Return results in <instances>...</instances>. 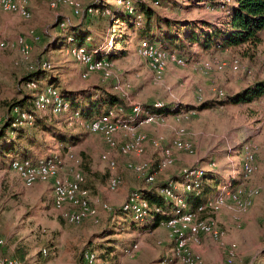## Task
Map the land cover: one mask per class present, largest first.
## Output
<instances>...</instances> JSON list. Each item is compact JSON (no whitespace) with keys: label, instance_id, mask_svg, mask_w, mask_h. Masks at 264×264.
<instances>
[{"label":"rangeland","instance_id":"rangeland-1","mask_svg":"<svg viewBox=\"0 0 264 264\" xmlns=\"http://www.w3.org/2000/svg\"><path fill=\"white\" fill-rule=\"evenodd\" d=\"M20 1L30 11L29 19L0 9V119L5 116L9 104L23 94H30L34 97L33 104L38 115L49 114L58 123L60 131L76 134L77 139L63 149L48 134L39 133L44 146L32 152L43 155L35 160H46L52 156L62 159L64 168L58 171V176L70 179L79 172L81 187L87 192L89 201V215L80 224L67 222L54 207L42 210L41 204L27 206L16 227L14 213L8 214L9 226L18 229L13 236L15 239L22 238L29 246L33 257L31 264H86L82 256L91 251L95 252V261L91 264H183L173 257L178 237L188 240V250L196 260L195 264H264V97L247 105L183 110L169 115L155 113L166 105L174 108L185 100L195 104L192 105L194 107L205 102H219L254 82L264 81V32L260 33L261 41L257 45L217 49L216 52H221L218 56L204 61L187 58L194 57V52L201 50L196 44H190L187 50L177 51L185 56H180L183 63L177 65L170 61L169 56L178 54L163 50L155 43L149 42L152 54L147 52L148 55H145L139 49L143 40L125 26L118 29L125 23V20H119L113 31L97 27L94 31L97 38L109 40L107 46H110V37L114 34L116 38L119 33L123 34L121 38H126L122 45L112 44L109 52L114 51L115 54H112L111 61L95 58L84 47L87 43L68 48L64 44L58 51L45 54L48 43L59 34L58 30H53L57 21L61 19L60 24L64 23V26L59 24V27L63 29L66 23L74 20L72 16L82 19L85 15H99L98 11L88 6L95 0L77 2L78 8L83 11L81 15L74 14L73 6L62 4V0H50V3L46 0ZM129 1L124 3L128 11L132 10ZM179 1L187 3L186 0ZM193 1L196 2L183 5L186 7L181 11L164 13L181 20L203 19L211 22L222 16V10L215 5L217 3L202 0L205 2L197 6L200 0ZM116 3L122 4L123 1L117 0ZM151 3L154 7L158 5L152 0ZM102 14L108 16L110 11ZM137 19L140 21V17ZM20 39L28 47L25 54L18 48ZM71 41L69 39L68 43ZM79 52L93 57L94 62L100 65L91 68L77 61L76 53ZM38 60L45 62H42V68L48 69V80L55 77L58 81L53 86L46 80L39 81L35 90L41 92L34 93L32 89L36 88V84L19 86V81L26 69L33 68ZM157 62L163 66L160 70L157 69ZM169 65L172 71L170 78L166 73ZM78 67L81 69L80 77ZM93 74L98 75L99 85L123 100V106L112 107L110 111L112 122L117 120L121 123L113 124L115 131L111 138L116 146L111 150L106 137L90 132L87 129L89 120L71 111L60 95L61 91L63 95V91L78 86ZM196 78L210 80L207 91ZM40 97L44 101L38 103ZM46 98L48 101H45ZM151 104L155 111L144 113L141 106ZM93 115L97 113L93 112ZM20 118L31 120L26 113L20 114ZM150 127L153 131L149 135L153 137L147 133ZM134 134L143 136V145L137 152L122 155L117 145L125 144ZM148 147L157 151L159 158L154 152H146ZM49 149L56 153L45 157L44 153ZM165 151L170 152L167 164L164 163ZM175 152H180L188 160L187 163H181ZM247 155L252 157L251 161L246 160ZM139 156L141 159L137 161ZM15 157L18 159L20 154L4 158L9 168H12L13 162H22L13 161ZM246 165L251 168L247 174L243 172ZM169 168L178 175L183 172L189 176H199L200 171H207L208 168L214 170L210 171L214 179L209 180L213 188L212 198L190 210L171 190L167 189L169 193L162 191L165 200L173 202V211L160 222L161 228L153 232L149 228L143 229L148 205L135 192L161 183ZM192 169L195 170L189 171ZM13 173L18 175L15 171ZM150 177L151 180H148ZM113 178L119 181L114 188H110ZM48 181H35L34 184ZM23 184L28 189L34 186ZM44 184H49L52 191L50 183ZM233 184L240 185L233 191L225 188ZM177 188H180L179 191ZM196 188L197 185L191 184L173 185V190L179 194ZM229 193H233V197H229ZM121 206L132 212L128 210V215L117 219L112 211ZM180 211L190 213L192 223L206 224L210 233L190 238L188 230L181 229L178 222L175 229L167 227L164 222L178 216ZM176 230L178 232H174ZM16 254V258L11 259L22 261L26 256V253Z\"/></svg>","mask_w":264,"mask_h":264},{"label":"trees","instance_id":"trees-1","mask_svg":"<svg viewBox=\"0 0 264 264\" xmlns=\"http://www.w3.org/2000/svg\"><path fill=\"white\" fill-rule=\"evenodd\" d=\"M122 1V4L116 3V9L106 4V0L95 1L88 6L93 7L100 14L94 17L85 15L76 26L66 23L65 28L61 29L59 27L61 19H59L53 27V30H58L59 34L48 43L46 49L48 52H45V54L58 51L64 44H66L68 48L71 45L84 46V44L87 43V47H84L93 54L95 58L102 57L111 61L112 54H115L114 51L109 52L113 46L112 44L122 45V43H125L126 38H121V35H123L121 33L118 34L119 38H116V34H114L110 37L112 40L110 46H107L109 40L106 39V49L103 50L104 56L100 51L101 44L97 42L88 30L91 22L96 18H106L110 25V31H112V27L116 25L117 20H125V23L119 26L118 29L125 26L129 30L135 31L140 40L155 43L163 50L177 53L180 56L183 55L179 54L177 51L187 50L188 46L193 43L199 46L201 50H225L237 48L245 44L257 45L261 41L260 33L264 32V0H230L228 3L221 2L220 0H210V4L217 3L215 4L217 5V9H221L226 16L225 20L218 23H212L208 20H181L164 14L165 11H176L186 7L183 6V2L179 0H152L155 2L154 4H156V2L158 3L157 7L153 6L151 0H130V7L132 9L130 11L125 7V0ZM186 1L189 4L196 2L193 0ZM201 1L202 0L197 1V6L200 5L198 3H201ZM106 10L110 11L108 16L102 14ZM138 17H140V21H138ZM69 39L72 40L71 43H68ZM51 44L54 45V47ZM187 58L192 61L191 58ZM42 62L44 61L38 60L33 64V68L26 69V73L23 74L19 81V86L24 85L27 87L29 84L34 83L36 84V88L32 90L34 93H37L38 90L35 89H37L39 81L46 80L51 86L56 85L58 80L55 77L49 78L48 80L46 74L48 69L42 68ZM61 92L60 95L68 105V108L75 112V114H80L84 120L96 119L108 114L112 107L123 106L122 98L110 93L101 85H97L90 90L78 92L63 91V95ZM263 97L264 81H258L234 95L219 100V102H205L198 107L180 104L171 108L166 105L161 110L155 111L151 104L142 105L141 108L144 113H153L155 111V113L158 114L169 115L177 114L183 110L201 111L226 105H247ZM80 98H82V101L80 100L79 103L73 102ZM33 100L34 97L32 95L23 94L20 99L14 100L8 105L5 116L0 119L1 159L12 154H20V157H18V159H16V157L13 158V161L34 160L31 157V149L38 151L44 146V142L38 137L39 133L48 134L60 144H67L77 139L75 136H70L66 132L60 131L53 126L48 118L38 115L37 113L39 112L35 110ZM93 112H96L97 115L94 116ZM22 113L28 114L31 120H21L20 114ZM194 170L195 169L189 171ZM200 173L201 175L199 176H189L182 172L172 178L170 182H161L152 186V188L141 189L135 192L148 205L143 229H154L158 227L160 222L166 219L173 211V202L171 200H165L161 195V192L166 189L171 190L176 196H179L190 210H195L199 205L204 203L207 200L204 182L207 179L213 180L214 178L211 177V174L207 171H200ZM185 184H191L192 186L197 185V188L188 193L181 192L180 194L173 190V185L181 186ZM238 185L235 186V184H233V186L229 185L230 187L225 186V188L229 191H233ZM128 210H125L124 207L121 206L120 208L113 209L112 214L115 218L119 219V217L128 215ZM132 215L131 213V216ZM87 253L95 252L91 251ZM85 254L82 256L83 261Z\"/></svg>","mask_w":264,"mask_h":264},{"label":"bare ground","instance_id":"bare-ground-1","mask_svg":"<svg viewBox=\"0 0 264 264\" xmlns=\"http://www.w3.org/2000/svg\"><path fill=\"white\" fill-rule=\"evenodd\" d=\"M46 1L50 3V0ZM78 1L79 0H62V4H71L73 6L74 14L81 15L83 11L78 8ZM220 1L228 3L230 0ZM0 9L3 12L16 14L23 19L30 18V11L28 10L24 2L21 3L20 0H0ZM62 25L64 26V24H61L60 26ZM18 48L23 54L28 51V47L25 41L22 39L18 41ZM139 49L140 51L144 52L145 55H148L147 52H149L150 55L152 54L151 44L147 41H143L140 44ZM169 57L172 63L182 65L183 59L180 57V55L170 54ZM76 60L83 64L90 65L91 68L98 67L100 65L99 63L94 62L93 57L85 56L81 54V52L76 53ZM162 67V64L157 62V69L160 70ZM40 100L44 101V98L40 97L38 103H40ZM45 101H48V99L46 98ZM112 110L113 109H111L110 111ZM110 111L108 112V114H105L93 120H89L87 122L89 123L87 129L90 132H98L103 134L106 137L105 139L107 141V144H109L111 150L112 147L114 148L116 146L114 140L111 138L112 133L115 131L113 124L120 125L121 123L117 120L112 122V114L110 113ZM100 125L107 126L108 128L101 127ZM143 143V136L134 134L132 135L131 140L123 145H117V147L118 151L122 155H127L129 153L139 151ZM175 145L179 147L177 143H175ZM164 159V163H169V151L164 152ZM251 159L252 157L250 155H247L246 160L251 161ZM63 168V160L53 156L46 160H24L22 162H13L11 169L20 176V178L26 185H32L37 180L52 181L54 208L61 212L63 219L67 222L72 224H80L89 215L88 194L81 187L82 176L79 172L74 173L70 179L63 178L57 175L58 171L63 170ZM243 172L247 174V172H251V168L246 165L243 168ZM148 180H151V177L148 178ZM118 181L119 180L117 178H113L109 183L110 188H114L117 185ZM164 191L168 192L167 189ZM191 220L192 215L190 213L180 211L178 212V216L167 219V222L164 223H166L167 227L175 229L176 222H178V225L181 227V229L188 230L190 238H196L199 234L210 233V228L206 224L202 222L192 223ZM174 232H178V230ZM187 241L188 240L183 237L176 238L173 257L183 264H195L196 260L191 256L188 250ZM43 253L46 254L45 251H43ZM11 261L16 264L14 260ZM84 261L86 264L93 263L95 261L94 254H86L84 256Z\"/></svg>","mask_w":264,"mask_h":264},{"label":"crops","instance_id":"crops-1","mask_svg":"<svg viewBox=\"0 0 264 264\" xmlns=\"http://www.w3.org/2000/svg\"><path fill=\"white\" fill-rule=\"evenodd\" d=\"M83 2L85 3V0H83ZM106 2H107L106 4L111 6V8L116 9L115 8L116 0H106ZM204 2L205 1H202L201 3H198V4L202 5ZM182 4L186 5L187 3H182ZM89 5H91V4H89ZM181 10L182 9H178V11H181ZM220 14L222 16H220V17L217 16L218 18H216L215 20L213 19L214 22H212V23H218V22L226 19V16L224 13L220 12ZM173 15H176V14H173ZM71 16H72V14H71ZM169 17H171V16H169ZM72 18H74L73 21H70V24L72 26H76L81 22V19L75 18L74 16H72ZM192 20H196V19H192ZM197 20H203V19H197ZM118 21L119 20L116 21V25H117ZM209 22H211V21H209ZM116 25H114V26H116ZM96 27L100 28V29L102 28V30H104L105 28L109 30L110 25H109V22L107 21L106 18H96L94 21L91 22L90 26L88 27V30L91 32L92 36L97 40V42H99V44H101V50L100 51L103 54L104 53L103 50L106 49L107 40H105L104 38H97V35H95V32H94ZM112 31H113V29H112ZM230 49L231 48H229V50ZM194 53H195V54H193L194 57H192V56L189 57V58L193 59L192 61H194V59H197L199 61H202V60L204 61V60H207L208 58L214 57V55L218 56L221 52H216L214 49H210V50H202V51L200 50V51H196ZM170 66L171 65H169V69H167V72H166L167 77L169 76V78L172 74L171 73L172 71L170 70ZM77 69H78V75L80 77L81 69L79 67ZM97 80H98L97 74L90 75L87 80H83L84 81L83 83H79L78 86H76V87L72 86V88L68 89V91L78 92V91H82V90H88V89L90 90V89L94 88L95 86L99 85ZM196 80L198 81L199 84H201L203 86V89L207 91V89L209 87L210 80L209 79H202V78H196ZM63 87L64 86H62V89H63ZM186 95H189V94H186ZM80 100L82 101V98L76 99L73 102L79 103ZM185 101H181L182 105H191V106L195 105L193 103L185 102ZM43 117H48V120L53 124V126L58 128V123L56 122V120L52 119L51 116H49V114H45V115L43 114ZM58 129H60V128H58ZM152 131H153L152 127L147 128L148 135ZM80 132L86 133L83 130H80ZM69 135L75 136L76 134H69ZM149 136L153 137L151 135H149ZM75 137H77V136H75ZM60 145H62L63 149H66V147H68V146H66V144H64V146H63V144H60ZM67 145H68V143H67ZM67 149H69V148H67ZM32 151L33 150L31 149V157L34 160H35V158L43 157L42 153L39 155L37 152L34 151V153H33ZM146 152H149V153L154 152L155 155H157V157L159 158V153L157 154L156 153L157 151H155L151 147H148ZM54 153H56V152H53L49 149V150H47L46 153H44V155H45V157H50ZM175 153H178L177 156H178V159L181 163H185V162L187 163L188 160L186 158H184L183 155H180L179 154L180 152H175ZM141 157L146 158L147 156L142 155ZM141 157L140 156L137 157L136 160L139 161V159H141ZM158 158H156L155 160H158ZM211 165L209 167H211ZM171 168H173V167H171ZM171 168H169L170 171H168V174L164 175L165 179L161 180L162 182L166 181L168 179H172L178 175V172H175V170L174 171L171 170ZM210 171H214V170H212L211 168H208L207 172L211 173ZM238 171L240 172V165H239ZM13 172L14 171L11 169V167L9 168V165L6 163V161L4 159H0V240H1V242H3V245L0 246V257L1 256L7 257L10 260H14L16 262V264H25L23 262H20L16 259H11V258H16L17 252H19V254H22V255L26 253V256L23 258L22 261L26 262L27 264H31L33 257L31 255L30 250H28L29 246L22 241V238L15 239V237L13 235H15V232L18 229H12L9 226V224L11 222H9L10 219L7 216L10 213H14V216H15L14 223H15V227H16L18 222H20L22 220L23 215L26 212L27 206L35 207L38 204H41L42 210H46L47 207H49V209L51 207L53 208L54 207L53 188L51 191V189L49 187L50 185L44 184V183H50L51 187H52V181L43 182V183L38 182L36 185L34 184L35 183L34 182L33 183L34 186L32 188L28 189L24 186L23 182H21L22 179L21 178H20L21 180L19 179V175H16ZM239 172H238V174H239ZM211 177H213L212 174H211ZM37 181H40V180H37ZM27 186H30V185H27ZM204 187H205L206 192H207L206 199L212 198L211 197V195H212L211 190H213V188H212V183H211V181H209V179H207L204 182ZM140 189H144V188H140ZM177 189L179 191L180 188H177ZM226 204L224 206H226ZM218 211H216L215 213H217ZM240 213H242V212H240ZM203 214H201V215H203ZM159 225H161V224H159ZM159 225H158V227H156L154 229H152V228H149V229H151V231L153 232L155 229L161 228V226H159ZM19 232H20V230H19ZM142 232H146V230L142 231Z\"/></svg>","mask_w":264,"mask_h":264},{"label":"built area","instance_id":"built-area-1","mask_svg":"<svg viewBox=\"0 0 264 264\" xmlns=\"http://www.w3.org/2000/svg\"><path fill=\"white\" fill-rule=\"evenodd\" d=\"M128 125H130V124H128ZM100 126L108 128L107 126H102V125H100ZM229 197H233V193H229ZM2 245H3V242H1V240H0V246H2ZM0 264H14V262H12L9 258L0 257Z\"/></svg>","mask_w":264,"mask_h":264}]
</instances>
